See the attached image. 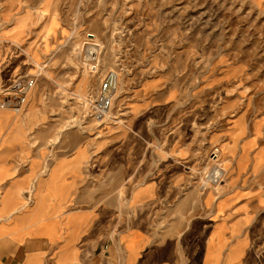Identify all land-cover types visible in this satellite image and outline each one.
Segmentation results:
<instances>
[{"label": "crops", "instance_id": "obj_1", "mask_svg": "<svg viewBox=\"0 0 264 264\" xmlns=\"http://www.w3.org/2000/svg\"><path fill=\"white\" fill-rule=\"evenodd\" d=\"M40 1L0 0V89L43 60L50 72L66 61L50 50L67 24ZM54 85L41 76L30 107ZM155 90L135 94L130 126L106 130L90 148L74 128L58 146L43 145L48 120L28 115V97L22 115L0 109V264H264L263 136L241 114L210 130L207 99ZM29 128L40 129V145H28ZM212 144L234 157L229 190L198 195V157ZM182 186L199 211L178 212Z\"/></svg>", "mask_w": 264, "mask_h": 264}, {"label": "rangeland", "instance_id": "obj_2", "mask_svg": "<svg viewBox=\"0 0 264 264\" xmlns=\"http://www.w3.org/2000/svg\"><path fill=\"white\" fill-rule=\"evenodd\" d=\"M34 1L40 0L28 3ZM49 3L57 19L66 22L68 34L51 42L50 56L65 53L63 66H55L51 74L43 60L36 63L31 74L35 79L28 95V115L45 116L48 122L39 126L51 130L43 145L58 146L62 130L74 128L80 132V145L90 148L106 130L114 133L130 126L126 122L132 112L128 101L135 99V94L158 93L155 88L161 86L171 88L170 93L186 102L207 99L210 130L221 125L229 128L234 116L241 114L244 123L251 122L250 127L263 136L264 145V0ZM29 8L32 9L30 5ZM46 19L51 25L52 18ZM90 46L93 54L88 58ZM92 63L96 72L89 69ZM108 69L118 72L119 86L111 110L97 120L90 116L89 104L99 78ZM46 73L54 82V89L44 91L43 100L36 104L35 98V105L30 107V95ZM26 107L17 114L22 115ZM223 110L226 118L218 123L217 116ZM143 126L151 129L153 124ZM38 130L28 129V145H40ZM218 146L210 145L207 156L202 160L198 157L193 188L198 195L211 191L214 196H221L229 190L227 182L234 157L223 155ZM211 169L222 175L218 184L203 183L207 182L204 175ZM191 188H177L178 196L187 197L177 204L178 212L200 210L191 199Z\"/></svg>", "mask_w": 264, "mask_h": 264}, {"label": "built area", "instance_id": "obj_3", "mask_svg": "<svg viewBox=\"0 0 264 264\" xmlns=\"http://www.w3.org/2000/svg\"><path fill=\"white\" fill-rule=\"evenodd\" d=\"M92 63L90 71L96 72V67ZM35 76H25L15 79L9 87L0 89V109H8L14 113L23 110L27 104V97L30 89L34 84ZM119 86V75L114 69H108L99 78L97 89L89 104L90 116L97 120H101L112 108L116 92ZM214 154V153H213ZM221 174L210 173L204 175V179L208 184H218L220 182Z\"/></svg>", "mask_w": 264, "mask_h": 264}, {"label": "bare ground", "instance_id": "obj_4", "mask_svg": "<svg viewBox=\"0 0 264 264\" xmlns=\"http://www.w3.org/2000/svg\"><path fill=\"white\" fill-rule=\"evenodd\" d=\"M89 34H90V33H89ZM92 37H93V34H92ZM92 37H91V39H92ZM86 47H89V46H86ZM92 47H93V46H90V48H88V51H90V53H88V55H87L88 58H91V54H93V51L91 50ZM88 51H87V52H88ZM42 66H43V65H42ZM95 66H96V65H95ZM38 68H39V67H38ZM38 68H37V69H38ZM41 68H42V67H41ZM37 71H38V70H37ZM36 73H37V72H36ZM44 74H45V73H44ZM46 74H47V73H46ZM32 87H33V86H32ZM32 87H31V89H32ZM31 89H30V91H31ZM37 89H38V87L35 88V92L37 91ZM117 97H119V94L117 95ZM37 98H38V96L36 97V99H37ZM7 110H8V109H7ZM215 154H216V152L214 153V156H215ZM217 156H218V155H217ZM214 158H215V157H214ZM218 170H219V169H218ZM215 173H218V172H215Z\"/></svg>", "mask_w": 264, "mask_h": 264}]
</instances>
